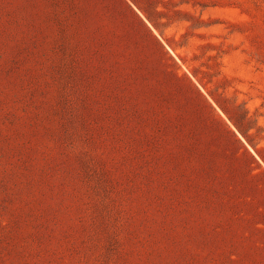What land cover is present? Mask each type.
Here are the masks:
<instances>
[{"label": "rangeland", "instance_id": "rangeland-1", "mask_svg": "<svg viewBox=\"0 0 264 264\" xmlns=\"http://www.w3.org/2000/svg\"><path fill=\"white\" fill-rule=\"evenodd\" d=\"M0 264H264V0H0Z\"/></svg>", "mask_w": 264, "mask_h": 264}]
</instances>
